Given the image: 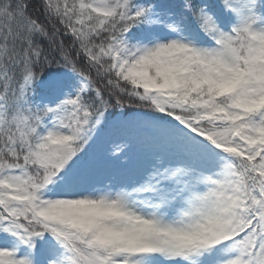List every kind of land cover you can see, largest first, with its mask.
<instances>
[{"label":"snow or ice","instance_id":"1","mask_svg":"<svg viewBox=\"0 0 264 264\" xmlns=\"http://www.w3.org/2000/svg\"><path fill=\"white\" fill-rule=\"evenodd\" d=\"M0 264H264V0H0Z\"/></svg>","mask_w":264,"mask_h":264}]
</instances>
